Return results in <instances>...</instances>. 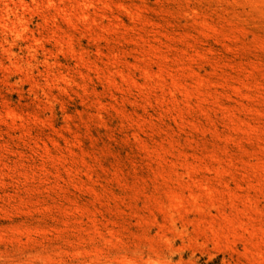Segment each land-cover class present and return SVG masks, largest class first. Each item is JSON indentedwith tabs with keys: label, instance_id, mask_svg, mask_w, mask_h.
<instances>
[{
	"label": "rangeland",
	"instance_id": "1",
	"mask_svg": "<svg viewBox=\"0 0 264 264\" xmlns=\"http://www.w3.org/2000/svg\"><path fill=\"white\" fill-rule=\"evenodd\" d=\"M0 264H264V0H0Z\"/></svg>",
	"mask_w": 264,
	"mask_h": 264
}]
</instances>
